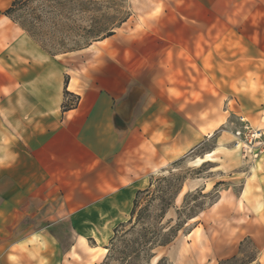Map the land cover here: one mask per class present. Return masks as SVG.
<instances>
[{"label": "crops", "instance_id": "crops-1", "mask_svg": "<svg viewBox=\"0 0 264 264\" xmlns=\"http://www.w3.org/2000/svg\"><path fill=\"white\" fill-rule=\"evenodd\" d=\"M3 16L11 30L0 29L8 37L0 46L6 53L0 73V240L7 243L0 264H75L90 253L100 260L137 190L165 164L137 113L135 124L119 128L116 110L142 81L133 68L145 64L139 51L171 41L164 34L179 33L165 32L156 17L126 35L129 16L113 35L53 56ZM66 89L79 102L64 110ZM149 96L158 97H144ZM146 105L140 101V110ZM255 151L260 153L242 175L238 194L229 184L211 208L227 197L229 209L248 211L244 234L231 237L223 256H234L249 238L259 249L257 262L264 264V151ZM21 222L36 228L8 240Z\"/></svg>", "mask_w": 264, "mask_h": 264}, {"label": "rangeland", "instance_id": "rangeland-1", "mask_svg": "<svg viewBox=\"0 0 264 264\" xmlns=\"http://www.w3.org/2000/svg\"><path fill=\"white\" fill-rule=\"evenodd\" d=\"M11 1L0 0L2 32L11 30L5 27L2 14ZM102 1L107 13L118 17L130 14L126 35L133 36L134 26L146 25L148 19L156 17L165 32L179 33H163L171 41L148 44L139 51L145 64L133 67L136 74L141 71L142 81L137 85L139 97L128 124H135L137 113L145 135L157 141L158 160L163 158L165 162L148 174L144 188L152 176H186L166 215L175 224L178 210L186 205L181 215L185 224L171 243L154 250L146 264H158L161 259L160 264H239L255 256L250 263L259 264V254L249 238L241 241L234 255L238 260L230 261L233 255L223 256L231 237L236 241L244 234L248 211L235 205L229 209L227 197L221 207L211 206L219 190L229 184L238 194L242 175L251 167L254 155L237 144V130L248 125V137L257 129L264 131V0H204V7L202 0ZM64 22V28L71 24L69 20ZM2 32L0 46L8 40ZM58 40L48 36V48L59 47ZM5 56L0 52V73L4 72ZM149 92L158 100L145 98ZM142 100L147 104L143 111L139 108ZM170 105L172 108H168ZM234 173L240 176L232 181ZM153 204L160 206L161 202L155 200ZM128 219L129 214L125 221ZM23 222L14 227L8 240L36 228ZM6 244L0 240V251ZM107 252L100 260L93 257L97 253H90L83 261L77 257L75 264H100Z\"/></svg>", "mask_w": 264, "mask_h": 264}, {"label": "trees", "instance_id": "trees-1", "mask_svg": "<svg viewBox=\"0 0 264 264\" xmlns=\"http://www.w3.org/2000/svg\"><path fill=\"white\" fill-rule=\"evenodd\" d=\"M2 14L53 56L86 48L94 41L113 35L130 16L129 13L123 17L107 13L102 0H12ZM65 19L71 23L66 28ZM58 33L61 34L59 37ZM48 36L59 39V47L55 50L48 48ZM69 42L73 44L67 46ZM78 102L79 96L66 89L62 105L64 110L75 107ZM185 180L186 176L180 174L152 176L148 187L137 190L129 219L114 228L113 236L106 246L108 252L100 264H112L113 261L120 264H146L157 247L171 243L185 224L181 215L186 205L178 210L175 224H172V219H166V215L182 191ZM218 197L219 193L212 204ZM155 200H159L161 205L155 206ZM192 218L194 216L188 219ZM253 244L258 254L259 249ZM255 259L256 256L250 257L239 264H248ZM229 260L236 261L238 257L233 256Z\"/></svg>", "mask_w": 264, "mask_h": 264}, {"label": "water", "instance_id": "water-1", "mask_svg": "<svg viewBox=\"0 0 264 264\" xmlns=\"http://www.w3.org/2000/svg\"><path fill=\"white\" fill-rule=\"evenodd\" d=\"M137 88L139 89V86L136 85L130 90L124 103L120 105L116 110L117 112L115 115V125L119 128L127 127L128 123L130 122L134 107L136 105V101L139 97L138 91H136Z\"/></svg>", "mask_w": 264, "mask_h": 264}, {"label": "built area", "instance_id": "built-area-1", "mask_svg": "<svg viewBox=\"0 0 264 264\" xmlns=\"http://www.w3.org/2000/svg\"><path fill=\"white\" fill-rule=\"evenodd\" d=\"M242 120L245 122V119L242 118ZM245 129L249 130V126L245 125ZM245 129L243 130H237L235 137L237 136V144L242 145L244 150H248V152H252L254 157H257L259 153L255 150L256 149H261V151H264V131L257 129L253 133H251V136L248 137L246 136ZM243 135L245 138H243ZM250 138H254V141H252Z\"/></svg>", "mask_w": 264, "mask_h": 264}]
</instances>
